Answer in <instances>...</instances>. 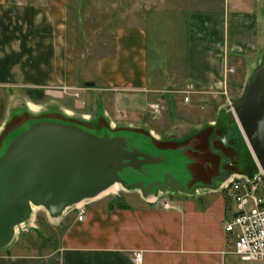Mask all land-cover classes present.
<instances>
[{
	"label": "crops",
	"instance_id": "0c3cea01",
	"mask_svg": "<svg viewBox=\"0 0 264 264\" xmlns=\"http://www.w3.org/2000/svg\"><path fill=\"white\" fill-rule=\"evenodd\" d=\"M70 17L69 0H0V134L23 90H43L51 97L77 95V104L96 101L95 113L106 120L109 131L146 133L150 138L142 143L122 138L159 164L165 150H182L190 162L200 154L208 169L201 176L192 173V187L173 176L189 190L211 185L221 165L214 168L199 143L217 158L222 151L229 156L238 141L230 138L227 149L214 139L211 152L208 136L224 137L226 125L233 124L225 114V100L240 90L264 57V0H208L205 11L190 16L185 55L180 48L175 52L151 45L146 27L129 26L117 29L102 48L93 45L92 57L74 56ZM80 48L82 52L85 46ZM158 102L165 110L156 118L151 105ZM82 118L99 122L97 117ZM228 171L225 165L223 172ZM221 183L192 195L168 191L163 197L167 208L138 190H125L114 204L92 202L84 216L64 214L61 231L46 225L59 233L47 242L31 246L24 239L1 248L0 264H136L135 252H142V264H264L243 262L233 253L236 232H226L225 226L237 214V205ZM47 217L53 223L55 218Z\"/></svg>",
	"mask_w": 264,
	"mask_h": 264
},
{
	"label": "rangeland",
	"instance_id": "374dc122",
	"mask_svg": "<svg viewBox=\"0 0 264 264\" xmlns=\"http://www.w3.org/2000/svg\"><path fill=\"white\" fill-rule=\"evenodd\" d=\"M207 1L208 0H69L71 11L70 39L71 44H75V47L71 49V53L74 56H79L80 53V55H87V58L92 57L95 53V48H102L104 40L110 41L117 29L129 26H143L147 28L151 45H161L164 48L175 50V52L180 48L181 52L185 55L184 35L188 29L190 16L193 13L205 11ZM220 1L224 3L227 0ZM93 45L96 47L94 48ZM81 46L82 48L85 46L84 51L82 52H80ZM257 66L258 65H256V67ZM247 81L248 79L240 85V90L236 94H232L231 99L228 101L225 100L224 105L226 116L230 118L233 124L235 123L233 126V132L237 131L238 133L240 131L239 134H241L243 138L244 135L236 121L233 111L229 109V106L232 105L235 99L243 94ZM78 98L79 96L77 95L69 94H66L63 97H51L46 96L44 93V98L42 100H36L32 99L29 94H27V90H23L20 93V98H16V108L10 116L7 128L0 134V161L7 152L14 147L12 143L13 140L10 142L12 137L17 135L15 140L18 139L19 141L20 138L31 129V127L36 125L37 122L40 123L44 120L49 123H56L59 121L65 126L79 129L82 133H88L96 137H104L105 135H108L110 138L121 139L124 143L123 147L127 151H131V149L135 147L131 144H127L122 136L124 137L128 135L130 137H135L140 143L150 138L146 133L125 132V130H122L121 128L109 131L106 120L95 113L96 101L92 99L90 104H77L80 100ZM96 100H98V98ZM172 103L173 102H171L170 105H172ZM30 104L36 105L38 109H33ZM156 105V111L158 112V117L156 118H159V116H161L160 113L165 110V105L160 102ZM65 111H67V113ZM65 113L69 117L65 116ZM83 116H89L93 118V120L97 117L99 118V122H97V124H89L84 121L85 119L82 118ZM205 134L206 133L202 134L199 138H204ZM234 137L238 141H236V145L233 144L234 148L227 151L229 157L234 162H246L247 168L244 171L246 174H254L258 171L259 167L248 147L246 139L244 138L246 148L243 147L239 149V146L241 145L240 135L239 137L238 135H235ZM199 145L201 150L204 151V155L208 156L206 159L208 158V160L214 162V168H217L216 166L222 164V155H219L220 157L218 156L217 158L211 156V153L208 151L205 144L201 145L199 143ZM167 147L172 148L174 145L168 144ZM140 149L141 148L137 149L139 150L138 152L144 153ZM161 155L162 161L160 164L158 163V160L154 159V157H147L146 159L140 157V166L133 168V170L128 173L129 178L123 179L128 183L140 180L145 184H148L155 182L158 179H164L166 175L173 176L174 174L180 177L183 184L192 187V183L194 182L192 173H194V176H201L203 172H206L208 169L207 161L202 159L200 154L199 156L197 155L194 157L195 162L194 160H192L193 162H190V159L182 150H165L161 152ZM223 155L227 158L224 152ZM125 163H130V160L125 161ZM226 169L236 172V170L232 168V165L226 166ZM197 185H200V183H197ZM124 192L125 189L121 186V189L116 194L98 200H90V203L106 202L114 204L117 198ZM88 201L89 200H87V202ZM82 202L78 203V205L82 204ZM75 206L76 204L65 209L60 217L51 219L53 223L47 222V216L50 218L53 217L50 216L45 208H37L34 212H31L29 219L26 221L28 224L26 223L24 229L20 227L23 223L17 226L20 228L9 245L16 244L20 242V240L26 239V242L29 245L37 246L40 243L47 242L48 237L58 236L59 233H51L48 231L46 225L50 224L52 227L61 231L59 226L62 225V216L69 211L74 212ZM1 248L4 247H0V249Z\"/></svg>",
	"mask_w": 264,
	"mask_h": 264
},
{
	"label": "water",
	"instance_id": "95a60500",
	"mask_svg": "<svg viewBox=\"0 0 264 264\" xmlns=\"http://www.w3.org/2000/svg\"><path fill=\"white\" fill-rule=\"evenodd\" d=\"M229 109L264 172V57ZM214 139L228 145V136H214L211 149ZM123 144L118 138L96 137L59 123L40 122L31 127L0 161V247L13 241L16 227L29 219L33 206L43 207L51 217L58 218L65 209L96 198L115 183L125 190L139 189L143 197L152 196L155 189L192 195L199 188H216V182H223L231 174L223 172L228 160L218 152L223 162L220 176L211 185L189 190L172 175H166L163 182L128 183L120 172L137 167L140 157L149 156L127 151Z\"/></svg>",
	"mask_w": 264,
	"mask_h": 264
},
{
	"label": "built area",
	"instance_id": "2783aa9c",
	"mask_svg": "<svg viewBox=\"0 0 264 264\" xmlns=\"http://www.w3.org/2000/svg\"><path fill=\"white\" fill-rule=\"evenodd\" d=\"M189 93L184 98L189 101ZM155 112L157 105H151ZM226 192L228 199L237 205V214L226 224V232H236L234 254L243 262L264 263V172L258 168L254 174H230L219 186ZM197 190L196 192H198ZM164 196H153L152 203L164 208L170 204ZM148 198V197H147ZM87 200H89L87 202ZM91 199H86L82 204H76L74 210L78 216L87 213ZM136 264H142V252L133 254Z\"/></svg>",
	"mask_w": 264,
	"mask_h": 264
},
{
	"label": "trees",
	"instance_id": "16d2710c",
	"mask_svg": "<svg viewBox=\"0 0 264 264\" xmlns=\"http://www.w3.org/2000/svg\"><path fill=\"white\" fill-rule=\"evenodd\" d=\"M27 94H29V96L32 98V99H36V100H42L43 98H44V91L43 90H27ZM233 125H235V123L234 124H227L226 125V128L224 129V137L225 136H228V143H230V138H232V137H234L235 135L237 136L238 135V137H239V135H240V139H241V141H240V143H241V147L243 148V147H245L246 148V142H245V140H244V138L241 136V134H239V132L237 133V131H235L234 132V134L233 135H230V132L232 133V131H233ZM239 130V129H238ZM214 134V133H213ZM212 133L208 136V142H210V138L212 137V135H213ZM210 144V143H209ZM224 146V145H223ZM227 146V145H226ZM226 146H225V148H226ZM230 148V146L228 145V148L227 149H229ZM209 150L211 151V149H210V146H209ZM212 152V151H211ZM224 152V151H223ZM224 154L227 156V158H228V162H227V164H226V166H229V164L230 163H232V159L224 152ZM245 161V160H244ZM247 163L246 162H243V161H239V165L238 166H233L232 165V168L234 169V170H240V171H244L246 168H247V165H246ZM229 171H233V170H229ZM249 174H251V173H249ZM253 174V173H252Z\"/></svg>",
	"mask_w": 264,
	"mask_h": 264
},
{
	"label": "bare ground",
	"instance_id": "6f19581e",
	"mask_svg": "<svg viewBox=\"0 0 264 264\" xmlns=\"http://www.w3.org/2000/svg\"><path fill=\"white\" fill-rule=\"evenodd\" d=\"M30 106L33 108V109H38V107L36 106V105H34V104H30ZM43 122H48V121H46V120H44ZM38 123V122H37ZM36 123V124H37ZM56 123H59V124H61L62 122H59V121H57ZM17 136V135H16ZM16 136L15 137H12V139L10 140V142L13 140V145H14V147L17 145V142H18V139H16L15 140V138H16ZM138 149V148H137ZM136 148H133V149H131V151L130 152H138L139 150H137ZM13 153H14V151H13ZM125 161H128V160H125ZM127 169V168H126ZM130 170H133V168L131 167V168H129ZM163 180V179H162ZM135 181H139V180H135ZM135 181H133V182H135ZM133 182H131V183H133ZM158 182H160V181H158ZM163 182V181H162ZM121 184H119V183H115V184H113V185H111V186H109L105 191H103V192H101L96 198H94V199H91V200H98V199H102V198H105V197H107V196H110V195H113V194H116L117 192H119V190L121 189V186H120ZM135 190H138V191H140L139 189H135ZM155 191H158L157 189H155L154 190V194H153V196H155ZM169 190H167V191H165V192H161V191H158V194H156V196H164L165 194H166V192H168ZM152 196V197H153ZM151 197V196H150ZM147 198V197H146ZM37 208H39V207H35V206H33V209H32V212H34ZM26 223L28 224V222H24L20 227L21 228H25L26 227ZM20 227H17L16 229H15V234L17 233V231L19 230V228Z\"/></svg>",
	"mask_w": 264,
	"mask_h": 264
},
{
	"label": "flooded vegetation",
	"instance_id": "af4514ba",
	"mask_svg": "<svg viewBox=\"0 0 264 264\" xmlns=\"http://www.w3.org/2000/svg\"><path fill=\"white\" fill-rule=\"evenodd\" d=\"M138 166H140V165H138ZM129 172H131L130 169H124V170L120 173V176H121L122 178L127 179V178H129V176H128V173H129Z\"/></svg>",
	"mask_w": 264,
	"mask_h": 264
}]
</instances>
